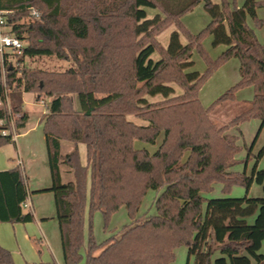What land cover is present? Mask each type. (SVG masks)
<instances>
[{
	"label": "trees",
	"instance_id": "obj_1",
	"mask_svg": "<svg viewBox=\"0 0 264 264\" xmlns=\"http://www.w3.org/2000/svg\"><path fill=\"white\" fill-rule=\"evenodd\" d=\"M167 1L0 0V8L12 12L8 22L15 36L25 43L21 56L6 61L5 75L0 68V101L6 103L8 97L12 110L0 105V147L14 142L12 113L22 114L14 119L16 134L26 127L24 94L50 99L42 123L64 264H79L83 249L86 264H173L180 246L187 247L194 264H264V196H202L217 184L227 191L235 185L249 191L257 184L264 192V169L255 168L250 175L232 171L240 147L238 138L228 133L253 118L264 126V41L255 32L263 26L257 10L264 0H246L233 8L228 0H191L182 7L184 0ZM201 2L210 23L194 35L181 18ZM30 8L39 10L41 18L28 25L16 23ZM147 9L162 15L149 18ZM171 27L176 30L164 46L157 37ZM207 36L214 47H226L215 60L203 48ZM195 51L207 65L205 73L188 71L195 66ZM41 57L71 66L48 71L25 65L26 59ZM232 59L239 61L240 81L205 108L201 88ZM249 86L254 98L247 108L217 127L212 111L234 102L236 92ZM157 96L162 99L149 100ZM161 135L154 153L135 148L136 141L154 145ZM61 141L85 145L87 165H82L77 148L62 156ZM263 153L264 148L258 158ZM62 164L73 170L74 182H62ZM149 190L157 193L156 213L139 215ZM28 198L22 168L0 172V224L33 222V213L24 208ZM122 207L130 222L98 243L93 215L102 214L106 229ZM0 264H15L1 246Z\"/></svg>",
	"mask_w": 264,
	"mask_h": 264
},
{
	"label": "rangeland",
	"instance_id": "obj_2",
	"mask_svg": "<svg viewBox=\"0 0 264 264\" xmlns=\"http://www.w3.org/2000/svg\"><path fill=\"white\" fill-rule=\"evenodd\" d=\"M161 3L166 5L167 0H160ZM191 0H184V3L180 5L182 7ZM214 3H222V0H211ZM231 8L243 6L246 0H228ZM168 2V1H167ZM39 11V10H38ZM153 9H147L149 18H153L155 13L158 11ZM258 17L264 21V7L258 9ZM183 18V17H182ZM181 22L185 25L186 29L192 34H199L203 31L210 23V17L204 10V3L201 2L197 5L191 12L185 14V17ZM20 25L33 23V20H29L28 16L17 21ZM176 30L175 27H171L160 34L157 38L162 45L167 46L170 41V36L172 32ZM256 35L260 42L264 41V22L263 26L255 29ZM181 42L187 43L186 37L183 33H180ZM203 48L208 53V55L213 59H217L225 50V46L221 45L214 47L212 45V37L207 36L202 42ZM154 59H158L159 55L155 54ZM193 58L195 60V66L188 71H198L200 73H205L207 70V65L201 58L198 52H194ZM25 65L29 68L44 69L48 71H64L71 66V63L65 60H59L55 57H41L35 59H26ZM240 81L239 75V61L237 59L229 60L227 63L222 65L214 74L206 81L200 91V101L205 108L210 107L214 102H216L221 96H223L227 91H229L233 86H235ZM7 93V92H6ZM177 93H181L180 89L177 88ZM26 100L24 102L23 108L28 115H30V121L27 122L26 129L21 131L22 136L16 137L14 141L17 144L9 143L0 147V151H10L12 153V158L9 160L10 163L18 165V150L22 154L29 152L31 147L35 146L37 149H43L44 144V132L43 123H39L38 117L47 112V104L49 103V98L45 96H39L37 93H27ZM254 98V88L249 86L238 90L235 94L234 102H224L215 108L210 114V118L217 127H222L227 125L234 117L243 112L248 104ZM161 96L151 97L150 101L161 100ZM0 101V105L8 107L11 113L10 100L6 97V103ZM74 106L76 109L80 108L78 96H74ZM22 114H11L12 120L17 119ZM129 120L135 122L139 125H144L143 120L137 119L133 116L128 117ZM261 121L257 118L250 119L240 125L239 128H231L228 133L235 135L238 138L237 144L240 147L239 153L236 155L237 165L232 168L233 172L244 173L246 172L250 175L253 170L264 169V153L258 158V155L264 148V126L261 128ZM261 129V130H260ZM163 141V135H161L154 145L146 144L143 142L136 141L135 148L146 149L150 153H154ZM20 167V166H19ZM30 184V183H29ZM157 193L153 190H149L142 201V205L139 211V215L148 214L153 215L156 213L154 206V199ZM202 196L206 199H216V198H244V197H263L264 192L262 186L253 184L251 189L248 191L244 186L235 185L231 187L228 191L221 184H217L213 187V190L209 193H204ZM206 201L203 203V213L206 210ZM88 217V214H87ZM88 221V220H87ZM130 222V217L125 207H122L118 212H116L105 229L104 219L100 212H96L92 217L93 224V235L98 243H103L108 237L119 232L123 226ZM88 228V223L86 224ZM87 232V229H86ZM83 258L79 264H86L85 251L83 249ZM261 254H264V242L260 250ZM175 261L173 264H194L195 259L191 257L189 259L188 249L186 246L177 247L174 250Z\"/></svg>",
	"mask_w": 264,
	"mask_h": 264
},
{
	"label": "crops",
	"instance_id": "obj_3",
	"mask_svg": "<svg viewBox=\"0 0 264 264\" xmlns=\"http://www.w3.org/2000/svg\"><path fill=\"white\" fill-rule=\"evenodd\" d=\"M155 11H158L155 15H162L160 10H154L152 12ZM193 61L196 63L194 58ZM26 95L24 94L23 96L24 102L27 97ZM26 113L28 114V112ZM44 114L38 117L39 123H42ZM28 117V121H30V115ZM25 129L26 127L21 131ZM22 135L24 134L20 132L17 138ZM43 138L45 144L43 149H37L33 146L27 153L23 151L21 154L19 150L17 152L19 155L17 159L18 162L22 163V170L26 179V186L29 192L28 199L33 208L34 221L29 223L0 224V246L11 252L15 264H64L55 198L53 193L50 192L52 178L45 135H43ZM13 143L17 144L16 141ZM76 148L79 151L82 165L86 166V146L83 144L75 146L71 142L61 141L62 156L71 154ZM11 158L12 153L10 151H0V172L14 169L18 166L10 163L14 160V158H12L13 160ZM9 160L11 161L9 162ZM60 172L63 183L74 182V173L71 168L62 164L60 166Z\"/></svg>",
	"mask_w": 264,
	"mask_h": 264
},
{
	"label": "built area",
	"instance_id": "obj_4",
	"mask_svg": "<svg viewBox=\"0 0 264 264\" xmlns=\"http://www.w3.org/2000/svg\"><path fill=\"white\" fill-rule=\"evenodd\" d=\"M11 13V11H5L0 8V68L3 75L6 73V61L11 62L13 57L21 56L25 50V43L15 36L13 32V24L8 22V18ZM27 16L29 20L35 21L41 18V13L35 8H30ZM3 124L4 121H0V125ZM11 126L13 131V140H15L17 134L13 120ZM2 135H7V131H3ZM18 166L22 168V163L19 162ZM24 208L33 213V208L29 199L25 202Z\"/></svg>",
	"mask_w": 264,
	"mask_h": 264
}]
</instances>
